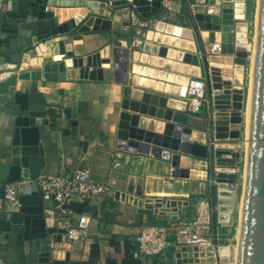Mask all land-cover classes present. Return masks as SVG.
<instances>
[{"label":"water","instance_id":"1","mask_svg":"<svg viewBox=\"0 0 264 264\" xmlns=\"http://www.w3.org/2000/svg\"><path fill=\"white\" fill-rule=\"evenodd\" d=\"M141 1L146 4L138 7L131 0H0V86L12 78L21 80L22 75H26L24 82H38L41 79L56 82L66 78L109 81L114 76L120 84L130 83L132 87L124 89L123 109L138 115H133L131 124H121L126 132L118 135L117 148L132 154L152 155L168 163L172 162L174 154L178 153L183 145L191 141L192 127L205 132L209 120L214 142L224 141L221 144H212L209 151L216 163L217 172L216 177L212 176L215 183L211 188L210 200L213 245L183 246L175 253L173 264H231L230 247L219 246L217 240V223H222L218 216L217 186L227 184L230 192L235 191L237 174L240 172V153L235 145L225 142L239 138L245 115L243 91L234 89L244 85L245 69L249 52L252 50L248 40L246 2L236 0L232 3V0H224L232 6L222 7L220 14L197 13L193 16L195 23L190 29L160 20L161 11L169 6L170 0ZM197 3L216 7L220 5V0H197ZM125 6L131 7L140 18L153 22V29L145 32L147 42L143 44L141 51L135 52L157 57L158 62L150 65L136 61L134 51L121 47H105L93 55L75 57L73 45L66 44L65 41L70 38L73 41L81 39L75 33L84 20L91 13L109 17L115 9ZM19 9L26 12V16L23 13L18 14ZM225 18L230 19L228 28L224 27ZM33 19H36V23L32 22ZM25 28H28L30 34L24 38V50H15L13 42ZM203 31L213 33L215 44L234 46V54H197L198 49L202 48ZM40 45L48 48V54L39 57L41 68L33 69L29 58L31 55L37 56ZM152 47L162 49L159 56L150 51ZM176 52L178 59L174 57ZM185 53L192 55L190 64L184 61ZM131 59L138 63L131 64ZM69 62H74V66H69ZM171 63H183L185 69L190 71L182 74L171 72L166 68V65ZM47 64L62 65L64 76H47L48 73L44 70ZM136 64L153 70L186 75L188 84L189 77L204 76L207 84V110L202 111L199 116H194L166 109L173 115L170 122H164L163 132L149 129L158 121L155 118L158 106L149 98L152 96L153 99H173L175 96L155 93L156 90L152 87L138 86L134 71ZM192 66L196 67L195 70H191ZM223 71L233 72V87L224 81ZM170 86L176 88L174 85ZM141 94H144L143 98L140 97ZM15 98L9 128L12 133L11 152L9 159L0 163V183H19V205L16 212L0 216V234H3L1 238L6 242V247L22 251L25 264H52L51 246L54 242H62V235L66 231L46 226L44 201L37 183L43 165L38 119L44 117V96L41 93L24 92L16 94ZM179 113L182 116H175ZM139 115L153 118L148 128L140 126ZM127 116L128 114L124 119L128 118ZM192 118L201 120V126L194 124ZM207 155L208 149L205 147L203 157H192L206 159ZM116 199L161 216H168L173 221L179 219V208L188 206V202L164 201L162 198L138 199L119 192ZM68 257L67 255L66 259ZM236 264H264V0H258L257 8Z\"/></svg>","mask_w":264,"mask_h":264},{"label":"crops","instance_id":"2","mask_svg":"<svg viewBox=\"0 0 264 264\" xmlns=\"http://www.w3.org/2000/svg\"><path fill=\"white\" fill-rule=\"evenodd\" d=\"M172 1L170 0L169 6L161 11L160 20L180 26L181 28H193L195 23L194 20L189 16L180 18L178 13L175 12L179 7V2L177 0ZM198 5L205 10L206 7L203 6V4L198 3ZM221 6L226 7L232 5ZM166 10L170 13V17L168 18L163 17ZM20 13L26 16V12L19 9L18 14ZM132 13H134L139 22L146 24V28H135L136 26H134ZM179 18L182 20L180 21ZM89 21L93 22L91 27H87ZM32 22L36 23V19H33ZM27 29L28 28H25L21 31L19 38L14 40L15 50H24V38L30 34ZM150 29H153V22L140 18L131 7L125 6L115 9L109 17L102 14L91 13L78 27L75 33V35L79 36L81 39L73 41L70 38L66 40L65 43H71L73 45L74 56L79 58L93 55L105 47H110L111 49L120 47L128 48L131 52H135L138 51L137 49L141 44L143 46V44L147 42L144 33L146 30ZM212 37V32H201L202 48L201 50L198 49L197 54L202 55L206 53L209 55L210 49L215 44ZM228 47L232 49L231 46L223 47L224 54L226 55L229 54L225 53L226 50L229 49ZM29 53L31 54L32 52ZM31 57L32 61L30 64L32 68H41L40 58L34 55H31ZM132 62L138 63L131 59V64ZM160 69L164 70L162 68ZM16 74L18 75L19 72ZM183 76L185 78L187 77L186 75ZM189 78L193 79L194 77ZM124 89L125 86L118 83L114 76H112V79L109 81L66 78L64 81L56 82H49L44 79L38 82H24V80H15L12 78L2 83L0 86V163L7 161L6 159H9L11 152L12 133L9 131V128L11 125L12 110L15 104L16 94L36 92L44 96V117L38 119V126L41 130L40 146L43 149V165L40 169L39 177H53L77 169H90L89 166L93 167V159L95 156L99 158L97 153L104 149L103 146L112 144L117 146L118 130L121 128L120 122L122 117L127 115L123 109ZM155 93L166 94L158 91ZM162 98L164 99L165 97ZM173 99L183 100L184 98L175 96ZM157 106L158 108H163L161 107V103ZM192 156H189V158L183 157L189 160ZM196 166L198 167V164H196ZM197 167L194 166V168ZM188 168L189 165L185 169H179L188 170ZM90 170L92 171V169ZM93 177L100 182V180L95 178L94 174ZM3 186L4 185L0 183V195L2 194ZM108 197H111L110 193L95 197L88 202L74 203L82 206L84 205L81 209H85V211L81 213L73 209L77 214H87L91 219L88 237L85 240L75 242H67L63 240L62 237V242H54L51 246L52 264H109L108 259L112 254L116 253L118 250L124 252L125 242L127 240L137 242L143 225H158L163 222L175 223L182 218V215H184L186 211L189 212L191 209L189 204L188 207L179 208V219L178 221H173L168 216H161L154 212L137 208L133 213L134 221L137 222V224L132 221L133 218L129 219L128 222L122 223L112 219L113 215L112 212H110L111 210L107 202H104L106 206V209H104L105 215L94 214V209H96L95 206L98 203L106 201L103 199H107ZM119 203L127 206L131 205L126 202ZM202 204L206 207L205 203ZM200 205L201 204H199V206ZM44 206L46 226L49 228H59L57 218L53 213L52 204L44 202ZM17 208V206L8 204L6 206V213L16 212ZM199 209L200 208H198V212ZM206 209L204 212L207 211ZM47 213H49L52 218L51 224L48 223ZM97 225H100V228H98ZM198 228L203 231L207 229V226L206 224H202V226ZM188 230H190V228H188ZM217 235L219 237L220 234L217 232ZM2 236L3 234H0V251L5 254L7 264H25L22 251L17 248L6 247V242L1 238ZM176 239L175 237L171 238V245L165 250V257L149 256L141 259L142 263H173V257L177 252V250H174L175 243L178 242ZM113 243L119 244L117 249ZM96 244L99 246V257L97 259H92V247ZM67 255L69 256L68 259H66ZM163 259H165V262H163Z\"/></svg>","mask_w":264,"mask_h":264},{"label":"rangeland","instance_id":"3","mask_svg":"<svg viewBox=\"0 0 264 264\" xmlns=\"http://www.w3.org/2000/svg\"><path fill=\"white\" fill-rule=\"evenodd\" d=\"M179 7L175 11L178 13L180 18L183 16H189L193 19V16L197 13H206L207 5H204L206 8L200 7L197 3V0H178ZM246 5L248 7V16L247 22L249 24V33L248 40L251 43L254 40L255 31L257 27V8H258V0H245ZM229 5V4H226ZM227 7V6H226ZM169 11H165L163 17H170ZM179 18V19H180ZM182 19H180L181 21ZM135 28H146V24L136 21ZM145 34V33H144ZM143 35V34H141ZM144 36V35H143ZM227 47V46H223ZM227 49L225 53H229L228 55L234 54V46ZM142 44L138 47V51H141ZM231 53V54H230ZM251 56L252 50L249 52L248 64L245 69V77H244V85L243 87H239L240 90L243 91L244 94V110L243 112L246 114L249 93H250V85H251ZM230 73V82H226L227 85L233 87V72ZM205 80L204 76L201 77ZM125 87H132V84L124 85ZM137 88V87H133ZM234 89V88H233ZM237 89V87H236ZM171 97L170 95H167ZM181 105L183 107L181 112L183 114H189L194 116H199L196 114L189 113V101L190 98L188 93L183 100ZM207 98H205L202 111L207 110L206 106ZM124 111L128 114V118L122 117L120 124L126 122L127 125L131 124V118L133 115H138L132 113L128 110ZM180 114V113H179ZM173 113L170 111H166L164 108H158L155 111V118L158 119L157 122H154L152 126L150 124L153 121L152 117L139 115L140 126L148 128L149 126L151 130H155L156 132H163L164 130V122H170L172 119ZM176 116V114H175ZM126 117V115H125ZM242 123V128L240 132L239 138L234 141H228L225 143L233 144L237 147L238 152L240 153L239 163L240 172L237 174L236 181V189L232 192L230 197L231 210L228 215V221L226 223H217L216 232L220 235L218 237V245L219 246H229L231 249V264H234V255L237 251L238 241H239V226H240V218H241V206L243 199V191H244V179H245V167H246V150H247V133H246V123H245V115ZM144 120V123L142 121ZM160 121V122H159ZM201 126V120H198ZM156 124V125H155ZM159 125V127H158ZM161 125V126H160ZM118 130V135L126 132L122 125ZM192 130H196L198 133L204 136L205 147L208 149V155L206 159H195L194 157H190V161L193 163V166L189 165L188 171L184 174H174L172 172V166L170 163L154 158L152 155H144V154H132L125 153L119 151L117 146L105 145L104 149L101 152H98L99 158L95 156L93 159V167L89 166L92 169V172L100 182L104 183L106 188H108V193H110L111 197L107 199H103L102 203H98L94 209L95 215H105L104 209L106 206L104 202L109 204L110 212H112V219L117 220L118 222H128L129 219L133 218V213L137 210V206L134 205H122L119 202L120 199H116V194L119 193H127L129 195H133L138 199H146V198H162L164 201H182L188 202L191 206L189 212L186 211L182 218L178 222H163L158 225L169 228L172 230L171 238H177L175 243L174 250L179 252L181 247L183 246H193L190 244V241H193L194 236L204 237L208 239H213V228L212 222L210 219L211 208H210V200H211V188L214 186L213 175L216 177V163L210 156V146L212 144L224 143V141H215L213 137V130L209 127V120L207 123V129L203 132L202 129H198L196 127H192ZM194 139V138H193ZM195 140V139H194ZM180 155L185 156L186 154H182L178 152ZM92 154V153H90ZM94 155V154H92ZM192 156L186 155L185 157ZM191 164V163H190ZM198 164V167L196 166ZM197 167V168H194ZM202 172V173H200ZM197 173V174H196ZM181 175V176H180ZM183 175V176H182ZM202 175V176H201ZM116 200V201H114ZM113 203V204H112ZM202 203L206 204L207 211H202ZM199 204H201L199 206ZM188 205V206H189ZM186 206V207H188ZM180 208H185V206H181ZM198 208L199 212H198ZM140 209V208H139ZM135 222V221H134ZM137 224V222H135ZM202 224H206V230H199L198 227H201ZM143 225V224H142ZM98 226V225H97ZM100 228V225L98 226ZM190 228V230H188ZM187 229L186 233H183ZM234 252V253H233ZM165 262V259H163ZM175 258L173 257V263ZM171 263V264H173Z\"/></svg>","mask_w":264,"mask_h":264},{"label":"built area","instance_id":"4","mask_svg":"<svg viewBox=\"0 0 264 264\" xmlns=\"http://www.w3.org/2000/svg\"><path fill=\"white\" fill-rule=\"evenodd\" d=\"M236 0H232L234 3ZM224 0H220V5L207 7L206 13L215 15L220 14L221 5H226ZM229 5H232L229 3ZM134 25L138 19L132 13ZM224 54L223 46L214 44L210 49L209 55ZM187 93L190 98L189 113L200 115L202 105L207 95V84L202 78L190 79ZM199 101L197 107L194 101ZM38 188L42 192L44 202L52 204L59 228L65 230L62 235L67 242L82 241L88 237L90 229V217L87 214H77L72 206L76 202H88L91 199L107 195L108 188L105 184L94 179L90 169H77L66 174L48 177L41 176L37 179ZM12 204L19 205V183H10L3 186L0 195V216L6 214V206ZM187 229L183 231L186 233ZM172 230L160 225H143L137 238L138 255L140 259L149 256L165 257V250L171 245ZM180 242V241H178ZM193 246L208 247L213 245V239L194 236L190 241ZM0 264H7L5 254L0 251Z\"/></svg>","mask_w":264,"mask_h":264},{"label":"bare ground","instance_id":"5","mask_svg":"<svg viewBox=\"0 0 264 264\" xmlns=\"http://www.w3.org/2000/svg\"><path fill=\"white\" fill-rule=\"evenodd\" d=\"M131 1L135 2L136 6H138V7L146 4L144 1H141V0H131ZM87 25H88L87 27H91L93 25V22L89 21L87 23ZM229 26H230V19L225 18L224 27L228 28ZM255 39H256V31H255L254 40L252 42V46L250 45L252 48V56H251V61H252L251 68L252 69H253ZM150 51L153 54L159 56V53L162 52V49H159V48L155 49L152 47V48H150ZM46 54H48V48L45 45H40L37 49V56L41 57V56H44ZM102 55H104V52H102ZM174 55H175L174 57L177 58L178 53L176 52V53H174ZM183 58H184V61H186V62H188V64H190V60L192 58V55L188 56L187 53H185ZM134 59L136 61H139V62H146V64H150V65H155L159 60L157 57L148 56L145 54H141L139 52H135ZM29 60L31 63L32 57L29 58ZM69 66H71V67L74 66V62H71V63L69 62ZM166 66H167L166 67L167 70H169L171 72H173V71L178 72L181 74L183 72H187L189 70V69L188 70L185 69V67L182 64H177V63H171V64H168ZM195 68L196 67L192 66L191 70H195ZM252 69H251V76L250 77H252ZM44 70L46 73H48V74H46L47 76H55V77H58L59 75H61V77H63L64 72H65L63 66L60 64H47L44 67ZM134 71L136 74L135 80H136V83L138 84V86H141L144 88L152 87L154 90H156L158 92H164L166 94H172L174 96H178L181 98L185 97V94L187 92L186 89H187L188 80L184 76L178 75L175 73H170V72L168 73V72H164V71L153 70V69H150L148 67H143V66H140L137 64L135 65ZM222 76L224 77L225 82H230L231 78H230L229 71H223ZM21 78H22L21 80H24L26 78V75H22ZM152 80H155L156 82H153ZM168 84L174 85L176 88H174L173 86H170ZM238 88L239 87H237V89L235 88L234 90H239ZM135 94H136V96L138 95L137 92H135ZM140 97L143 98L144 94H141ZM249 97H250V93H249ZM149 99L155 105H158L161 103L162 104L161 107H163V108H167V109L175 110V111H182V109H183V107L181 105L182 102L180 100H174V99H169V98L163 99L162 97H159L157 99H153L152 96ZM193 104L195 107H197L199 105V101L198 100L194 101ZM248 109H249V99H248V104H247V111L245 114V123L247 126L246 133L248 132ZM176 116H182V115L177 114ZM192 122L194 124H200V122L198 121L197 118H192ZM158 127H159V125H158ZM204 149H205L204 136H202V134L198 133L196 130H193L192 136H191V141L188 144L183 145L179 152H181L182 154H189V155H193V156H202L203 157ZM190 153H192V154H190ZM193 163H195V162H193ZM193 163L191 162V164H190V159L188 160L187 158L183 157V155L176 153V154H174L172 162H171V164L173 166V173L174 174H179V173L184 174L185 172L188 171V170H184V169L188 165L193 166ZM179 168H184V169H179ZM200 173H202V172H200ZM217 187H218V196H219V207H218L219 221L222 223H226L228 221V215H229L230 210H231V208H230V206H231L230 197H231L232 192H230L228 190L227 184H218ZM201 209H202V211H204L206 209V207L203 205ZM47 218H48V223L51 224L52 218H51L49 213H47ZM237 251H238V247H237ZM237 251L235 252V255H234V261H233L234 264H236V260H237Z\"/></svg>","mask_w":264,"mask_h":264},{"label":"trees","instance_id":"6","mask_svg":"<svg viewBox=\"0 0 264 264\" xmlns=\"http://www.w3.org/2000/svg\"><path fill=\"white\" fill-rule=\"evenodd\" d=\"M83 206L80 204H74L72 208L75 211L81 213L85 211V209L83 210L81 209ZM113 245L116 247V249L119 246V244H115V243H113ZM137 249H138V244L136 241L127 240L125 242L124 252L118 250L116 253L112 254L108 259V263L109 264H143L140 259V256L138 255ZM91 257L92 259H97L99 257V246L97 244L92 247Z\"/></svg>","mask_w":264,"mask_h":264}]
</instances>
